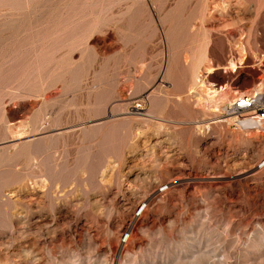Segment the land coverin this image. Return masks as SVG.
<instances>
[{
  "label": "rangeland",
  "instance_id": "obj_1",
  "mask_svg": "<svg viewBox=\"0 0 264 264\" xmlns=\"http://www.w3.org/2000/svg\"><path fill=\"white\" fill-rule=\"evenodd\" d=\"M237 88L264 89V0H0V264H264Z\"/></svg>",
  "mask_w": 264,
  "mask_h": 264
},
{
  "label": "built area",
  "instance_id": "obj_2",
  "mask_svg": "<svg viewBox=\"0 0 264 264\" xmlns=\"http://www.w3.org/2000/svg\"><path fill=\"white\" fill-rule=\"evenodd\" d=\"M210 74L206 73L204 78L209 79ZM214 88L220 86L217 81H213ZM224 90V89H223ZM221 92V91H220ZM234 99L224 106L221 115H233L236 117L242 116L244 113H248L251 118V122L262 123L264 121V89H256L252 91L242 90L237 88L234 93ZM219 96L216 94L214 97ZM165 186H162L163 189ZM128 234L122 233V240H126Z\"/></svg>",
  "mask_w": 264,
  "mask_h": 264
},
{
  "label": "bare ground",
  "instance_id": "obj_3",
  "mask_svg": "<svg viewBox=\"0 0 264 264\" xmlns=\"http://www.w3.org/2000/svg\"><path fill=\"white\" fill-rule=\"evenodd\" d=\"M231 64V66H234V62H231L230 63ZM211 71V68H207V70H206V72H210ZM195 79H196V82L198 83V85H199V87H201V96L199 97V99L200 100H202V102H204V101H209L211 98H213L215 95H216V93L219 91V89L217 88V89H215V88H213L212 87V84H206V82H204L203 80H201L200 78H199V76H195ZM197 86V85H196ZM223 87H221L220 89H222ZM195 90L193 89H191L190 91H189V93H193ZM246 115V114H245ZM245 119L246 118H248V117H244ZM243 119V118H242ZM251 118L249 117L248 119H247V123H251ZM215 122V121H214ZM253 123V122H252ZM259 125H262V124H259ZM251 126H258V123H257V125H255V123L254 124H252ZM158 193H159V190L157 191ZM138 204H142L141 206H144V203H142V202H139Z\"/></svg>",
  "mask_w": 264,
  "mask_h": 264
},
{
  "label": "crops",
  "instance_id": "obj_4",
  "mask_svg": "<svg viewBox=\"0 0 264 264\" xmlns=\"http://www.w3.org/2000/svg\"><path fill=\"white\" fill-rule=\"evenodd\" d=\"M218 81V80H217ZM218 82H220V81H218ZM240 89V88H239ZM245 90V89H244Z\"/></svg>",
  "mask_w": 264,
  "mask_h": 264
}]
</instances>
